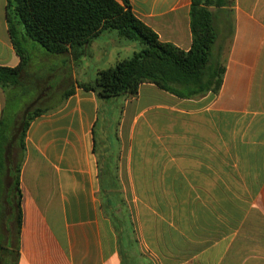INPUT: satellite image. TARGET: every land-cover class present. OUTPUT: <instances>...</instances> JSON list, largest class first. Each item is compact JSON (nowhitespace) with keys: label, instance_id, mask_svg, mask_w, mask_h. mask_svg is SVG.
I'll use <instances>...</instances> for the list:
<instances>
[{"label":"crops","instance_id":"1","mask_svg":"<svg viewBox=\"0 0 264 264\" xmlns=\"http://www.w3.org/2000/svg\"><path fill=\"white\" fill-rule=\"evenodd\" d=\"M126 1L159 41L190 48L191 0ZM210 10L215 94L142 84L134 98L99 100L77 84L134 46L103 34L74 61L25 40L29 60L16 86H0V118L42 112L22 147L0 154V264H123L100 196L112 167L152 264H264V0ZM107 35L116 54L103 50ZM19 62L0 0V67Z\"/></svg>","mask_w":264,"mask_h":264},{"label":"trees","instance_id":"2","mask_svg":"<svg viewBox=\"0 0 264 264\" xmlns=\"http://www.w3.org/2000/svg\"><path fill=\"white\" fill-rule=\"evenodd\" d=\"M224 0H191L189 17L191 46L187 51L159 41L157 35L131 12L126 0H5V20L11 44L19 57L14 68L0 67V86H16L29 60L25 40L48 55L70 53L77 61L85 46L103 34L132 43L130 57L99 69L93 82L77 84L99 100L134 98L142 84H151L178 98L217 93L223 68L210 65L215 31L210 8ZM71 91L63 95L67 97ZM42 111L24 112L20 131L11 140V125L0 118V154L5 147H22L29 122ZM12 141V142H11ZM14 141V143H13ZM18 146V147H16ZM5 163V162H4ZM5 169L0 159V177ZM17 184L18 166L15 168Z\"/></svg>","mask_w":264,"mask_h":264},{"label":"rangeland","instance_id":"3","mask_svg":"<svg viewBox=\"0 0 264 264\" xmlns=\"http://www.w3.org/2000/svg\"><path fill=\"white\" fill-rule=\"evenodd\" d=\"M106 37V36H105ZM114 37H110L107 35V38L101 40V44H104L106 48L103 50L109 52L111 54H116L119 51V48L116 47V43L114 41ZM122 40V39H120ZM122 41H119L118 44L122 45ZM125 42V46L133 44L129 42ZM108 43V44H107ZM116 45V46H115ZM122 47V46H121ZM117 50V51H115ZM124 52V50H123ZM121 53L118 55L117 59H126L131 56V54L126 55L125 53ZM111 57V56H108ZM213 55L210 54V65L214 67L215 60L212 58ZM114 65V64H112ZM111 65V66H112ZM89 72H93V69L90 68ZM25 107H22L19 110V114L13 113V115L7 114L5 116L6 122L11 125V133H13L14 140L20 131V121L22 119V113L29 110H23ZM23 111V112H22ZM12 142V141H11ZM14 143V141H13ZM12 145V144H11ZM15 143L13 144L14 147ZM109 176L107 179L103 181V185L100 188V196L102 208L105 211L106 215L111 221L113 228L117 235L118 240V248H119V256L122 258L123 264H152L149 258V255L141 248L140 246V237L137 232H135V222L133 216V208L132 204L127 202L125 198L127 197V191L124 188L118 186L116 179V172L114 169L108 171ZM126 192V193H124Z\"/></svg>","mask_w":264,"mask_h":264}]
</instances>
